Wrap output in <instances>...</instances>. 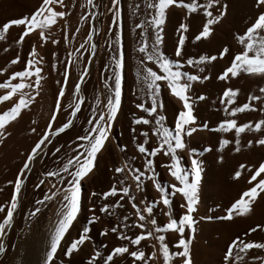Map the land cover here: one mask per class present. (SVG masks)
Here are the masks:
<instances>
[{
	"label": "bare ground",
	"instance_id": "obj_1",
	"mask_svg": "<svg viewBox=\"0 0 264 264\" xmlns=\"http://www.w3.org/2000/svg\"><path fill=\"white\" fill-rule=\"evenodd\" d=\"M40 2L41 0H0V25L9 19L30 16L39 6ZM149 2H152V0H118V5H113L111 0H93L92 6H89L87 0H64L67 14L63 20L58 21V23L53 26L50 33H47L48 39L46 41H40L38 39V34L34 32L26 36L23 42L17 43L19 34L23 30L22 26H12L0 37V69L3 70L0 71V83L7 80L15 69V65L11 64L10 60L14 59L17 55L21 58V54L23 50H25V47H27L29 52L33 45L36 46L38 53L36 60L39 61V66L42 68L43 75L38 92L35 89H25V91L34 95L35 98L33 102L27 109L21 112L16 120L5 126L4 132L6 134L3 136V139H0V159L5 156H10V158H12L18 155V148H16L15 145L17 143V138L22 135L21 131L23 130V125L26 123L25 120L28 121L29 119V123L32 125L38 122L39 118L41 119L43 117H41V115H44V112L47 113V110L54 107L55 98L58 93L56 92V95L52 97V88L50 89L52 85L50 86V81L54 74L51 80L49 78L51 75H48V68H50V66H48V61L53 59H49V54L55 45L51 43L52 39L58 42L60 53H57L55 47L54 52L62 56L63 59L61 60L64 61L62 63L63 69L65 70V66H68V78L66 84H64L65 93L64 96L61 97V108L59 109V111L61 110L60 118L65 122L71 119L75 123L79 120V117H81V110H85L83 108L86 107L84 106L86 104L87 116L81 118L83 119L81 130L82 134H84L85 130L89 127L87 121L91 118L94 119V117H92L93 107H96L98 112V106H101L102 110L103 105L107 102V99L104 101L102 97L104 94V87L101 85L102 81L99 80L101 77H104L108 80L110 85L114 84V78H110L111 73L109 69L114 67L112 57L114 55V49L117 46L115 44V36L112 32L108 31V28L110 26L118 28L122 33L120 44L123 54L122 93L125 96L129 86L134 94V98L127 106L124 107L122 105L124 107V113H121V111L118 112L116 119L113 121V126L109 130V139L106 141L104 147L108 148V171L103 179L100 178L98 182L103 183L102 187L104 190H108L114 184L119 187V182L121 180L124 181V186H128V183L135 197H133V199H135L137 206L143 209L147 204H153L152 218L156 219L158 226H162L163 223L167 221L164 212L168 211V209L159 202V195L153 183L150 179L141 177L140 190H137L136 181L128 175V172L132 168L145 171V176L154 174L156 181L169 192L171 190L168 186L176 183L174 178L170 176L168 169L164 166V168L159 166L163 161L169 164L170 157H166L162 153H158L155 157H151V159H153V170L152 173H149L143 169V154L137 151L136 142L132 140V136L135 135L137 142L144 143L145 140L144 137L141 136V133L146 132L148 133L146 147L150 150L157 144V138L152 135V129L155 127L154 119L148 117L147 113H144L136 107L137 103H144L146 107L151 105V101L147 96L146 85L142 80L138 79L137 75L141 70L140 62L142 60V54L139 53L137 49L139 44L143 41L139 35L142 29L135 27L136 24L143 22V30L145 31L147 44L150 49L154 37L153 29L149 24L153 11L147 8ZM185 2H190V0H185ZM205 2L206 0H197L199 4H204ZM116 7L120 9L119 23L113 21L112 17L114 13L109 11L110 8ZM220 8H223L225 15L218 23L212 26L213 30L210 36L208 38H202L199 41L194 38L201 30L205 20L202 9H198L195 13H188L183 8L172 7L167 11L165 23L162 26V44L160 45V50L163 54L173 60L179 59L182 65V71L196 74L201 78L205 75L209 77L206 81L193 82L192 87L189 89V95L193 105V115L196 118L192 127L196 128V131L190 137L186 136L184 138L186 147L183 150L177 151V155L180 157V163L183 167H190L189 153L191 152L192 158L199 160L201 168L199 204L197 212L195 213L197 222L194 225L195 232L192 233L193 240L190 245L192 264H229V261L224 259L225 253L227 252V245L237 237L243 242L251 241L255 243H264V231L260 229H257L254 233L249 231V228L255 227L257 224L264 226V193L258 195L257 199L252 203L251 211L248 214L233 216V219L230 221L218 219V217L224 215V209L229 207L232 202L239 198L240 193L250 186L248 180L251 172L255 167H258L261 161H264V145L256 143L257 140L264 138V127L258 131L255 130V123L257 121H264V93L260 92V89L264 87V77L250 76L241 73L238 77H230L226 81L217 79L223 69L230 64L232 56L242 50V45L237 42L235 37L245 30L246 26L253 20L259 11L264 9L259 8L255 4V0H219V4L215 5L210 11L213 12V15H216L217 9ZM92 13H95V15H92ZM81 16H84V20L80 19ZM181 22L186 24L187 31L183 33L185 35V44L182 48L183 54L180 58H176L174 56V49L178 37L181 35V30H178ZM77 29L79 30L77 31ZM89 32L92 33L91 42L88 41ZM71 33H75V35L72 36ZM82 44L84 47L80 48ZM93 45H95L94 51ZM224 47H227L229 52L225 54L223 58H220L218 53ZM77 49H79V52H77ZM201 55H215L217 59L199 65L194 63L192 66H188L185 63L189 57L195 61ZM41 57H43L42 60L40 59ZM59 57L58 60H54L59 61ZM69 57L75 62L70 63ZM88 57H91V59H88ZM30 58L31 57L28 55L26 56V59ZM49 65H51V63H49ZM53 65L51 66L52 68ZM103 65H107L106 70L101 69L102 71H99L100 68H103ZM144 65L153 67V69L156 70L155 65L150 61H144ZM85 66H87L89 70L84 74V79L81 82L80 75ZM77 82L81 83L80 94L84 96V102L81 109L77 112L75 117H73L71 115V108L75 102L73 93ZM225 88L238 89V95L235 98L234 104L227 105V110L225 104H222L220 99ZM4 92L5 89H0V95H3ZM200 95H203L205 99H198ZM250 95L257 96L259 99L249 100ZM97 96L100 99L99 105L96 104ZM125 98L126 97L123 99ZM159 100L163 102V108L158 114L166 117L164 126L171 128L174 126L175 115L180 109L179 101L171 97L163 87ZM243 103H249L251 108L255 110L236 113L234 116L228 115L232 107H239ZM8 107H10L9 102H0V111L6 110ZM141 116L150 119L152 122L149 125H136L132 123L133 120ZM224 119H235L237 125L241 123H250V128L242 132L239 137L236 136L234 130H230L229 132L215 131L214 129H216ZM127 120L128 125L123 126L121 129V122ZM82 122L80 124H82ZM36 125L37 123L35 127H32L36 128ZM205 125L207 126L205 127ZM73 129L75 130V128ZM133 129H135L134 132ZM31 131V133H34L33 130ZM37 131L35 132L36 134ZM35 133L30 139L28 138L29 140L27 139L28 142L23 147L22 151H20V155H18L19 158L16 160L17 162L8 174L12 181H14L15 177L19 174V169L23 166L27 153L30 152L35 142L40 138V136L36 138L37 135ZM48 139L51 141L52 136ZM220 139L229 140V144L220 148ZM237 140H239L238 145L236 143ZM249 141H252V143L249 144ZM124 142L127 145L122 152L120 148L124 145ZM50 145L51 148L53 143ZM237 148H239L238 151L236 150ZM112 151H114V154H112ZM42 155L43 152L39 151L34 159L33 165L41 160ZM116 155L118 156V164L115 163L116 158L114 157ZM124 164L129 166L128 169L123 173L116 174L114 172L115 167H120ZM240 164H244L246 168L245 170H241L242 174L239 178L233 179L234 173L239 168ZM52 169L54 168L52 167ZM95 169L97 168H94V170ZM55 170L56 169H54V171ZM53 184L54 183L51 182L47 191L38 194V199L44 200L45 192L49 195H51L52 191L57 192V196L53 197V199L44 201L43 204L36 205L40 209V214L38 216L39 222L34 228L35 231L27 232L26 234H21L20 232L18 234L16 232L11 233V231L10 234L12 239L10 241L11 247L9 248L7 247L6 234L0 239L5 248L4 252H0V264H43L46 250L50 242V232L57 222L58 210L61 207L60 201L62 199L59 194L58 185L56 187L53 186ZM95 184L97 185L98 183L96 182ZM12 188L13 185L11 184L9 194ZM84 191L85 193L87 192L85 189ZM85 193L81 194L80 212L74 222L78 226L82 224L80 226L81 228L85 225L88 226L90 229V238L81 246L79 251L72 254L70 264H87V261L95 251L100 252V256L97 257V260L101 262L113 247L124 245L122 240L117 239V234L110 231L113 225L110 224L108 211L101 213L99 212V208L104 204L111 203V200L114 199L119 201L118 210L124 212V202H126L128 198L124 197L121 199L123 194L118 192L116 197H109L101 201L96 197H87ZM141 201H144V204H141ZM180 203H182V200L179 195L172 197L171 208L174 217H178L182 213V209L179 207ZM130 209L136 220L135 210L132 208ZM93 216L99 217V219L95 222H91ZM114 216H116L114 221L116 220L115 223L117 224V226L116 224L115 226L118 228L119 232L125 234L127 227H120V225H126L124 218L121 217L122 215L119 217V214ZM145 216L147 218L148 214L145 213ZM43 220L45 221L43 222ZM73 226L75 225L73 224ZM148 229L150 230V228ZM72 230L75 231V229ZM72 230H69L70 232L65 234L61 247L58 248L55 255V264H65L61 251L70 243V238H72V235L75 233ZM105 231L107 232L106 235H100L101 232ZM164 235L166 236L169 250L172 252L176 251L174 245L178 238L177 235L174 233H164ZM151 245L153 246L154 252L158 253V242L152 239ZM238 252V248H233L229 257V260H231L233 264H241V262L237 260ZM239 254L243 257V264H262V262H264V248L249 249L247 252ZM154 260L155 264H163L162 256L160 255H157ZM128 263L126 256L114 257L113 261L110 262V264ZM135 264L139 263L137 262ZM170 264H181L180 258L172 257Z\"/></svg>",
	"mask_w": 264,
	"mask_h": 264
},
{
	"label": "snow or ice",
	"instance_id": "obj_2",
	"mask_svg": "<svg viewBox=\"0 0 264 264\" xmlns=\"http://www.w3.org/2000/svg\"><path fill=\"white\" fill-rule=\"evenodd\" d=\"M89 6H92L93 0H87ZM113 5H118V0H111ZM219 4V0H206L204 4L197 3V0H152L147 4V8L152 9L151 19L149 24L153 29L152 46L149 49L147 44V38L145 36L143 22L136 24V28L142 29L139 33L141 42L138 47L139 53L142 54L141 70L138 72V79L142 80L147 88V96L151 101V105L146 107L144 103H137L136 107L147 113L148 117L153 118L155 121V127L152 129V135L157 138L156 146L150 150L146 147L148 133L142 132L141 136L144 137L145 142L140 143L136 141L135 135L132 136V140L136 142L137 151L147 157L143 162V169L149 173L153 170V159L158 153H162L166 157H170V163L163 165L168 169L171 177L174 178L176 183L170 184V192L165 189L160 183L156 181L155 175L145 176V171H141L137 168H132L128 175L136 181V188L140 190L141 177L150 179L153 183L158 195L159 202L168 209L164 212L167 217L166 223L162 226L157 225L155 218H152L153 204H147L141 209L133 202V197L129 195V187L124 186V181L119 182L117 185H112L107 191L102 193L92 192L90 196L99 197L101 201L106 200L109 197H116L118 192L122 193L121 199L128 198V203L131 208L135 210L136 222L132 227L139 229V234H135L133 238L119 232L116 226L111 227L110 231L117 234V239L122 241H128V244L113 247L111 251L103 258V264H110L114 257L130 256L133 259V264L136 261H140L141 264H148V260L145 259V252L136 246L140 245L142 241L148 239H154L159 244V252H153L149 259H154L157 255L162 256L163 264H170L172 257H179L181 264H192L190 255V245L193 240L192 233L195 232L194 225L196 224L195 213L199 204V192L201 182V168L198 159L192 158V153H189L190 167L185 168L180 163V157L177 155L178 150H183L185 145V137H190L196 128L192 127L195 123V116L193 115V105L191 97L189 95V89L192 87L193 82L206 81L208 76L202 78L196 74H190L189 72L182 71V65L179 59L173 60L168 58L160 50L162 44V26L165 23L166 13L172 7H178L185 9L188 13H195L198 9H202L205 20L202 24L201 30L195 36V40L199 41L202 38H208L213 30L212 26L220 21L225 15L223 8L217 9V14L213 15L210 9H213L215 5ZM255 4L264 9V0H255ZM109 11L113 12L112 17L115 23H119L120 9L119 7L110 8ZM67 14L64 0H41L39 6L30 14V16H24L20 18L9 19L0 25V37L3 36L12 26H22V31L19 34L17 43L24 41L25 37L32 33L38 34L40 41H46L48 39L47 33H50L53 26L58 21L63 20ZM95 15V13H92ZM81 20H84V16H81ZM79 29H77L78 31ZM181 35L178 37V41L175 45L174 56L180 58L182 56V48L185 44V35L187 26L181 22L179 29ZM109 32H112L115 36L116 48L114 49V55L112 57L113 68L109 69L111 73L110 78H114V84L110 85L108 80L105 81V87L108 89L107 102L103 105V109L97 112L96 107H93L92 117L95 119H89L87 121L89 127L85 130L83 135L77 136V143L74 149V154L66 162L62 163V166L58 171H47L44 175L46 177H56L62 182V187L59 188V194L62 197L60 203L61 208L58 210V219L54 225L53 230L50 232V242L46 250V254L43 260V264H55V255L58 248L61 247V243L65 238V234L69 232L73 226V222L77 219L80 212L81 194H82V181H84L94 170L97 154L105 147L106 141L109 139V130L113 126V121L116 119L118 112L120 111L122 102V67H123V54L120 47L122 33L118 28L109 27ZM72 36L75 33H71ZM92 33H88V41L91 42ZM235 39L242 45V50L232 56L230 64L223 69L221 74L217 77L218 80L226 81L230 77L236 78L241 73L250 76L264 77V10L258 12L253 20L246 26L245 30L238 34ZM66 42V41H65ZM52 44H56L55 39L51 40ZM84 45H80L83 48ZM93 51L95 45L92 46ZM79 52V49H77ZM229 52L227 47H224L219 51L218 55L223 58L225 54ZM30 59H26L22 70L14 71L3 83H0V89H5L3 95H0V102H9L10 107L6 110L0 111V139L6 134L4 132L5 126L10 122L17 119L21 112L29 107L35 98L30 94L28 89H35L37 92L40 88L41 81L43 79L42 68L39 66V61L36 60L38 55L36 46L33 45L31 51L27 54ZM55 55V54H53ZM20 57L17 55L14 59L10 60V63L15 65L19 61ZM41 60L43 57L40 58ZM91 59V57H88ZM217 59V56H204L201 55L197 60H193L189 57L185 63L188 66H192L194 63L199 65L204 62H212ZM144 61H150L155 65L156 70L153 67L145 66ZM69 62L74 63L71 57ZM54 67V65H53ZM107 68V65H105ZM88 67L85 66L80 75V81L84 79V74L88 72ZM0 71H3L0 69ZM142 73V74H141ZM68 78V66H65L64 70V84H66ZM19 81V82H12ZM64 84L58 89V94L55 98L53 110L50 113V119L47 123V129H53V121L57 118V113L61 108V97L64 96L65 86ZM165 88L169 95L179 101L180 109L177 111L174 120L173 127L164 126L166 117L158 114L163 108V102L159 100L161 96V89ZM261 93H264V87L260 89ZM81 93V83L75 84L74 97L75 102L71 108V115L75 117L77 112L81 109L84 102V96ZM238 95V89L225 88L221 96V103L227 105H233L235 98ZM198 99L203 100L205 97L200 95ZM259 97L250 95L249 100H257ZM96 104H100V99L97 96ZM247 110L254 111L249 103H243L239 107H232L228 112L229 116H234L236 113H243ZM152 121L143 116L132 121L136 125H149ZM73 123L71 119L62 123L59 127H55L54 130H45L40 138L35 142L30 152L27 153L26 159L23 162V166L19 169V174L15 177L14 181H9V184L13 185L10 193V200L7 204H0V212L5 213L0 219V236L6 234V228L10 227L13 222L14 213L19 206L20 193L23 186V173L29 168L30 162L34 161L39 151L43 150L46 143H49V137L52 135L63 133ZM207 125H205L206 127ZM264 127V121H257L255 123V130H260ZM250 128V123H241L237 125L235 119H224L220 122L215 131L229 132L234 130L237 137ZM33 131H35L33 129ZM135 129H133V132ZM237 145L239 140L236 141ZM249 144L252 141L248 142ZM257 144L264 145V138L256 141ZM229 144V140L220 139V148ZM76 149H79L77 151ZM237 151L239 148L236 149ZM59 152V149L56 150ZM121 151L124 148L121 147ZM207 151V149H206ZM128 165L124 164L120 167H115L114 172L116 174L123 173L128 169ZM246 166L240 164L239 168L235 171L233 179H237L241 176V170H245ZM45 183L41 180L36 184V188H40ZM249 187L240 193L239 198L231 203L229 207L224 209V215L218 217L221 220H232L233 216H243L251 211L252 203L257 199L258 195L264 193V161H261L258 167H255L251 172L249 180ZM179 195L182 203L179 204L182 213L178 217L172 215V197ZM57 196L56 191H52L51 195L47 192L44 193V200L36 201L37 204H43L44 201L53 199ZM144 204V201L140 202ZM119 204V201H117ZM116 205H112L115 207ZM109 208L108 204H104L99 208V212L105 213ZM40 211L39 208L35 209L31 215H35ZM145 213L148 214L146 218ZM99 217L93 216L91 222H95ZM128 217L125 216L124 220ZM146 226L150 230H146ZM120 227H128V225H120ZM257 229L264 231V226L260 224L255 227L249 228L250 232H256ZM187 230V236H186ZM90 229L88 226H83L79 232L78 237L71 240L66 245V250L63 255L68 257L73 253L80 250L81 246L89 240ZM164 233H174L177 235V240L174 245L176 251L169 250V245L166 242V236ZM107 232H101L100 235H106ZM130 246L136 248V250H130ZM233 248H238L237 260L243 264V257L239 253L247 252L249 249L264 248V243L255 242H243L239 237L233 239L227 245V252L224 259L229 261V264H233L229 257L233 251ZM5 248L2 241H0V252H4ZM100 256L99 251H95L93 255L87 261V264H95L97 257ZM264 264V262H262Z\"/></svg>",
	"mask_w": 264,
	"mask_h": 264
},
{
	"label": "rangeland",
	"instance_id": "obj_3",
	"mask_svg": "<svg viewBox=\"0 0 264 264\" xmlns=\"http://www.w3.org/2000/svg\"><path fill=\"white\" fill-rule=\"evenodd\" d=\"M57 45H58V42L53 46V49L51 50V52L49 54V57H50L49 59H51V58H53V59L48 61V66H50V68H48V75H51L49 77L50 80H51V77L54 74V76H53L54 78L52 77V80L50 81V83H51L50 86L52 85L50 87V89L52 88L51 89L52 97H54V95H56V92L58 93V89L61 87L62 84H64V80H63L64 69H63V65H62V63L64 61L61 60V59H63L62 56L57 54V53H60L59 45H58V48H57ZM54 47L57 49L56 50L57 53L54 52V49H55ZM27 52H28L27 47H25V50H23V52L21 54L20 60L15 64V69L13 70V72L22 70V68L24 66V63L26 61ZM52 52L55 55H52ZM58 57L60 59H59V61H56V60H58ZM54 59H56V60H54ZM49 63H51V65H49ZM53 64H54V67L52 68L51 66ZM102 67L103 68H100L99 71L106 70V67L104 65ZM52 71H53V73H52ZM99 81H102V84L100 83L104 87L103 88V93L104 94L102 95V97H103L104 101H106V99L108 97L107 96L108 95V89L105 87L106 79L104 77L103 78L101 77V79ZM122 95L123 96H122V104H121V106L123 105L125 107V106L128 105V103L130 101H132V99L134 98V94L130 90V87L128 86V89H127V92L125 93V96H124L123 93H122ZM124 97H126V98L123 99ZM84 106L87 107L86 104ZM123 106H122V109L120 110L121 113L122 112L124 113V111H123L124 107ZM86 107L83 108V109H85L84 111H85L86 115H85L84 111L81 110L82 111V113L80 114L81 117H79V120L77 119L78 121H76L75 123L73 122L70 125V127L68 129H66L63 133L52 135V140L48 144H46V146H44L45 148L43 147L44 149L41 151V152H43L41 160L37 161L34 165H33L34 161L30 162V165H29L30 168H28L29 170L27 169L24 172L23 176L24 175L25 176L24 177L22 176V179L24 178L23 179L24 183H23V186H22V191L20 193L19 206H18L16 212L14 213L12 225L10 227L6 228V230H5L6 231V238H7V243H8L7 247L8 248L11 247L10 246V241L12 239L11 238V234H10L11 231H12L11 233H15L16 232L17 234L19 232L21 234L22 233L26 234L27 232H34L35 231L34 228L36 227V224L39 222L38 216L40 214V211L38 213H36L35 215H31V213H33L35 211V209L39 208V207L36 206L37 205L36 201L39 200L38 199L39 198L38 194L42 193L44 191H47V189L50 187V183L51 182L54 183L53 186L57 187V185H58V188L63 186L62 182L60 180H58L56 177H46L44 174L47 171H51L52 167L54 169H56L55 171H58V168H60L62 166V163L66 162L67 159L71 158V156L74 154V149H75L76 144L77 143H81L80 141H77V136L78 135H83L82 134V130H81V128L83 126V122H82L83 119H81V118L83 116L84 117L87 116ZM98 108H99L98 110L101 111V106H98ZM52 110H53V108L47 110V113L44 112L45 114L41 115V117L42 116L43 117L41 119L39 118L38 122H36L37 119L35 120V122L37 123L36 128L32 127V126L35 127L36 123L30 125L29 119H28V121L25 120L26 123L24 122L25 124L23 125V130L21 131L22 135H21V137H18L17 140H16L17 143H16L15 147L18 148V152H17L18 155H20V151H22L23 147L26 145V143L28 142L30 137H32L37 130H38L37 134L35 133L37 135L36 138H38L43 131H45V130L52 131V130H54L55 127H59L62 123L65 122V121H62L61 118H60V116H61V114H60L61 110H60L57 113L56 120L53 121V129H47V123H48V121L50 119V113H51ZM94 119H95V117H94ZM81 122H82V124H80ZM125 125H128V120L127 121H122L121 125H120V128L122 129L123 126H125ZM26 127H27V129H26ZM31 127H32V129H31ZM73 128H75V130ZM30 129L31 130L34 129L35 130L34 133H31L32 131ZM24 137H25L26 140L24 139ZM22 138H23V140H22ZM52 143H53V145L50 148V146H51L50 144H52ZM126 145L127 144L124 142V145H122L121 147L124 146L123 148H125ZM57 149H59V152L56 151ZM76 150L79 151V149H76ZM107 150H108V148L106 147V148L102 149L100 153L97 154V159L95 161V168H97V169L93 170V172L89 175L90 177L88 176L89 178L88 177L86 178L87 180L85 179L84 181H82V193L83 194L85 193V191H84V189H85L88 192V193L87 192L85 193L87 195V197H91L90 193H92V192L102 193L103 191H107L106 189L104 190V188L102 187L103 183L98 182V181H100V178L103 179V177L107 174V171H108L107 164H108V160H109V154H107ZM112 154H114V151H112ZM18 155H15L12 158H10V156H5V157L0 159V204H5L6 205L7 202L10 200L9 190H10L11 184H9V181H12V180L8 176V174H9L11 168L17 162L16 160L19 158ZM117 157L118 156L116 155L114 158H116L115 159V163L118 164ZM143 158H144V160L146 159V157L144 155H143ZM163 164L166 165L167 163L163 161V162H161V164H159V166L164 168ZM54 169H52V171H54ZM98 171H99V173H98ZM41 180H44L45 183L43 185H41L40 188H36L35 185L40 183ZM89 181H91V182H89ZM94 182L95 183L97 182L98 184L96 185ZM127 182H128V180H127ZM127 185H128L127 187H129V189H130V191H129L130 194L129 195L134 197V195H133V193L131 191L130 185L128 183H127ZM96 198L99 199V197H96ZM133 201L135 202V199H133ZM113 204L116 205L115 208L112 207ZM108 205H109V208H110V212H109V208H108L107 211H108L109 221H110L111 225L115 226V224H116L115 223L116 220L114 221V218L116 216H114V215H118L119 214V217L122 215L121 217H123V218L127 215L128 219H127V221L125 220V222H126V225H128V227L126 229V233L127 234L125 233V235L129 236L130 238H133L135 234H139L140 230L139 229H135L134 227H132V225L136 222V220H135V217L133 216L134 214H132V211L130 209L131 206H130V204H128V199L126 200V202H124V206H125L124 212L118 210V205L119 204H117V201L114 200V199H112L111 203H109ZM4 214L5 213L0 212V219H2V216ZM123 215H125V216H123ZM44 221L45 220H43V222ZM73 224L75 226H72L70 228V230L75 229V231L72 230L75 233L72 235L73 237L70 238L71 240L74 239V238H77L79 232L82 229L80 227L82 224H80L79 226L75 222H73ZM116 226H117V224H116ZM146 230H149L147 226H146ZM2 237H3V235L0 236V239ZM71 240L69 242H71ZM122 242L124 244H128V241H122ZM151 244H152V239L150 238L148 240L142 241L140 245L136 246V248H139V249H141V250H143L145 252V259L148 260V264H155V262H154L155 260L154 259H149V257L154 252L153 246ZM129 247H130V250H136V248H133L130 245H129ZM65 250H66V246L62 249L61 255L63 257L64 263L65 264H70V260H71L72 255H70L68 257H65L63 255ZM125 256L128 259V262H129L128 264H131L133 262V259L130 256H127V255H125ZM137 262L139 264L141 263L140 261H136L135 263H137ZM95 264H103V259H102L101 262L96 260Z\"/></svg>",
	"mask_w": 264,
	"mask_h": 264
}]
</instances>
